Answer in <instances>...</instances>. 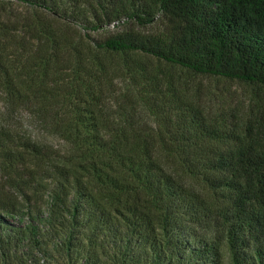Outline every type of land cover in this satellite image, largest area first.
<instances>
[{"label":"trees","instance_id":"1","mask_svg":"<svg viewBox=\"0 0 264 264\" xmlns=\"http://www.w3.org/2000/svg\"><path fill=\"white\" fill-rule=\"evenodd\" d=\"M0 264H264V0H0Z\"/></svg>","mask_w":264,"mask_h":264},{"label":"rangeland","instance_id":"2","mask_svg":"<svg viewBox=\"0 0 264 264\" xmlns=\"http://www.w3.org/2000/svg\"><path fill=\"white\" fill-rule=\"evenodd\" d=\"M202 81V88L206 93L205 99L214 113H218L219 110L229 111L241 101L263 94L253 86L240 85L226 80L208 78Z\"/></svg>","mask_w":264,"mask_h":264}]
</instances>
